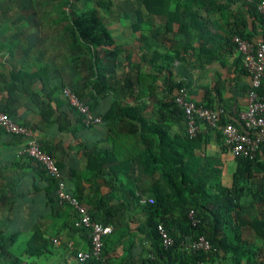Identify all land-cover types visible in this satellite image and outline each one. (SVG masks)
I'll list each match as a JSON object with an SVG mask.
<instances>
[{
	"label": "trees",
	"instance_id": "16d2710c",
	"mask_svg": "<svg viewBox=\"0 0 264 264\" xmlns=\"http://www.w3.org/2000/svg\"><path fill=\"white\" fill-rule=\"evenodd\" d=\"M5 1L10 4L6 8ZM46 1L56 13L54 24L47 23L65 44L69 66L74 71L83 67L89 74L83 80L85 88L76 84L71 89L94 115L101 117L100 123L107 127L109 147L81 143L78 149L85 156V166L81 170L68 167L66 176L54 148L37 135L36 139L40 148L54 158L66 190L88 206L92 220L110 225L112 230L103 236L98 257L81 260L80 249L69 245L67 235L80 234L86 241L85 250H89L91 229L75 225L77 212L68 203L59 201L57 179L26 155L16 154V161L9 158V165L0 149V264H264V160L260 159L264 142L255 156L249 157L233 154L220 128L212 129L202 123V130L196 136H188L184 109L175 100L179 90L184 88L196 105L210 108H215L211 93L221 92L219 86L205 87L206 101L198 102L192 97V78L184 82L175 78L178 72L175 71L174 77L172 73L175 61L192 66L196 61L200 63L201 53H212L215 48H203L200 38L204 40L207 34L205 25L198 24L201 34L194 36L191 30L196 26L186 25L184 9L196 12L197 16L195 9H220L223 15L224 9H247L258 21L261 37L253 41L251 34L238 30L229 37L230 45L235 47L234 35L251 42L264 38V23L257 9L260 0H122L125 7L116 9L120 13L118 22L126 21V35L135 43L137 31L144 38L142 31L146 24L152 26L147 30L151 39L161 35L170 40L178 23L177 35L184 41L181 48L171 53L157 51L154 58L142 53L140 61H137V44L126 45V35L120 32L126 41L123 43L117 28L107 19L116 12L111 9L112 0ZM42 2L0 0V37L7 34V22L24 23L15 35L23 34L29 41L31 33L39 30L42 23L37 20V8ZM13 6L16 10L8 14ZM153 16L166 18L163 23H157ZM195 40L199 41L197 47L192 45ZM12 47L10 42V47L4 49L8 51ZM146 64L149 68L143 69ZM31 74L16 64L8 75H1L0 109L16 123L36 130L10 107L13 94L30 93L41 94L43 104L51 106L50 102H55L49 119L54 117L62 123L65 118L66 123L59 125L60 129L69 130L67 120L71 116L74 134L80 128L100 124L83 122L82 114L67 102L63 93L65 83L45 82L39 73L32 79ZM38 83L43 84V93L33 89ZM258 91L264 98V82ZM7 96L10 97L4 99ZM107 96L112 98L110 105L106 111L99 112L97 104ZM34 100L41 99L34 97ZM226 114L223 108L220 126L231 122L243 129L238 115L232 118ZM172 122L178 123L179 128L172 129ZM10 137L12 140L8 142L25 140L23 135L8 133L0 127V141ZM223 152L231 155L234 165L229 179H225L228 164ZM3 166L30 169L32 179L24 184L23 174L9 177L2 171ZM69 181L74 187L67 186ZM40 194L49 211V222L44 221L45 215L39 211L36 221L16 224L12 218L15 210L36 201ZM141 197H151L153 202L140 203ZM158 225L172 239L171 244L164 245ZM199 236L209 242L207 250L190 247Z\"/></svg>",
	"mask_w": 264,
	"mask_h": 264
},
{
	"label": "crops",
	"instance_id": "0c3cea01",
	"mask_svg": "<svg viewBox=\"0 0 264 264\" xmlns=\"http://www.w3.org/2000/svg\"><path fill=\"white\" fill-rule=\"evenodd\" d=\"M223 1V0H221ZM236 4L233 3V7ZM174 10V9H170ZM186 17L184 21L186 25L194 24L196 28L192 29L191 32L194 36H197L199 33L198 24L203 23L205 25V34L203 48L212 49V53H201L198 60L199 62L193 63L192 66L185 65L183 62L175 61L173 64V77L175 71L178 74L175 78H178L184 82H187L192 78L191 88L194 90L192 97L198 102H205V87L213 88L219 86L220 94L214 90L212 95V105L213 107L224 108L226 115L235 118L239 115L240 111L245 108L246 105V88L249 86V76L244 69L243 62L241 60V55L236 51L234 46H231L229 43V37L232 34H235L238 30H244V32L251 34L250 37L253 41L261 37V29L257 24L258 21L255 17L248 12L247 9H224L225 14L223 15L220 9H195L199 16L196 15V12L191 11L190 9H184ZM154 22L163 23L165 16H153ZM198 21V22H197ZM8 31L3 37H0V79L2 73L5 75L9 74V71L16 64L21 65L26 71L32 72L31 78L38 76V73L43 76L44 81L48 83H56L62 81L65 83V86H70L71 88L74 85H80L79 88L84 87L83 80L89 76L88 73H85L83 67L75 68L70 67L68 64V53L65 47V44L59 38V34L55 32V28L52 25H49L47 22L44 23L48 29H43L45 26L43 23L40 24L39 30L34 29L35 32H42V36L37 38L26 39L23 34L16 36V30L21 27V24H8ZM152 26L146 24L143 26L144 38L140 37L141 31L136 32V43L138 58L137 61H140V54L145 53V55L155 57L157 51L171 53L175 49H179L183 46L184 41L180 35H177L176 28L178 23L174 25V35L171 36V39L162 37L161 35L151 39L149 37V32L147 31ZM33 28V27H31ZM162 28V25L161 27ZM201 34V32L199 33ZM15 35V36H14ZM32 35V33H31ZM30 35V36H31ZM211 35H217V37L211 38ZM137 38L139 40H137ZM10 42L13 45L12 48L5 51V47H10ZM192 45L197 47L199 41L195 40ZM207 59H211L207 61ZM143 62V61H142ZM145 63V62H144ZM40 67H43V71H39ZM149 65L146 64L143 66V69H148ZM178 69V71H177ZM80 70V72H78ZM34 90L43 93V84L36 85ZM85 89L84 91H87ZM16 95V96H15ZM4 97V99H8ZM34 97L41 99L40 101H35ZM44 97L34 96L30 93H17L12 95V101L10 107L13 108L17 115L23 119L22 121L29 126H35V133L43 141L49 143L52 148H54V155L58 162L62 165V170L65 175H69L68 167H73L75 170H81L85 166V156L82 151L79 150L80 144L95 145L97 148H106L109 147V143L106 140L107 133L105 132L104 123H100L95 127L82 129L75 131V134L71 132V129L74 127V119L70 117L67 120L69 130L60 129L59 125L64 124V120L61 119L62 123H59L54 117L49 119L51 107H55V102H50L49 104L41 103ZM111 96L102 98L97 104V110L99 112H104L108 109ZM65 106H62L64 108ZM67 109V108H66ZM66 123V122H65ZM172 129L179 128L178 123L170 124ZM12 140L10 137L7 139H1L0 149H2L3 156L5 159L11 158L14 161L17 160L16 154L22 142H17L13 139V142H8ZM24 142V141H23ZM210 142L214 145L213 138H210ZM214 152V149H211ZM222 156L227 160V172L229 166L232 164L231 155L229 153H222ZM1 159V157H0ZM260 159L264 160V150L261 152ZM9 160V165H10ZM4 167V166H3ZM3 172H7L9 177L14 173H21L24 175V184L30 182L32 179L33 171L30 169L17 170V168L12 166L4 167ZM19 171V172H18ZM225 172V173H227ZM100 182L102 180H99ZM85 183V182H84ZM87 183L84 184L87 187ZM68 187H74L72 182L67 183ZM103 188V187H102ZM37 200L31 202V204L25 205V208H17L12 218L14 222H34L38 219V215L44 214V221L49 222V212L44 205L43 196L40 194L37 197ZM28 199L30 202L31 196ZM23 205V204H19ZM32 208L28 211L29 207ZM40 211V212H39ZM69 240V245L76 246L80 250H85L86 241L78 233H71L67 235Z\"/></svg>",
	"mask_w": 264,
	"mask_h": 264
},
{
	"label": "built area",
	"instance_id": "2783aa9c",
	"mask_svg": "<svg viewBox=\"0 0 264 264\" xmlns=\"http://www.w3.org/2000/svg\"><path fill=\"white\" fill-rule=\"evenodd\" d=\"M252 1V0H248ZM257 9L264 23V0L257 3ZM236 51L241 55L243 65L249 76V87L246 92L245 108L239 113L241 128L231 122L220 126L219 115L222 109L196 105L188 96L187 91L181 88L175 100L184 109L186 132L194 137L202 130V123L210 128H220L224 142L229 146L233 154L254 157L259 145L264 142V98L258 89L264 82V38L258 42H251L238 35L232 38ZM63 93L67 102L75 107L81 114L86 125L98 124L102 121L100 116L94 115L88 105L81 101L71 87H64ZM0 127L11 134H21L25 140L17 151L18 155H26L36 160L43 169L58 181L57 196L60 202H66L77 212L75 225H83L91 229V247L89 250H80L78 256L81 260L89 257H98L102 248V238L112 228L99 221L92 220L89 208L75 195L68 192L66 183L60 179L59 168L54 158L43 151L36 139V133L26 126L16 123L6 112L0 109ZM140 203H152L151 197H141ZM164 245L172 243L161 225H158ZM210 244L204 236L195 239L190 247L193 250H207ZM200 264V263H198Z\"/></svg>",
	"mask_w": 264,
	"mask_h": 264
},
{
	"label": "rangeland",
	"instance_id": "374dc122",
	"mask_svg": "<svg viewBox=\"0 0 264 264\" xmlns=\"http://www.w3.org/2000/svg\"><path fill=\"white\" fill-rule=\"evenodd\" d=\"M40 1H43V2L37 8V9H39V16H40V18H39V16H37V20L40 21V23L42 22L43 24L46 23V22H51L52 24H54L53 18L56 17V15H55L56 13L54 14L53 11L50 10V9H54V8H51L46 0H40ZM112 1H113V7L111 9H115L114 11H116V12L110 13L107 16V19L109 21L111 20V24L113 25V27L117 28V32L121 35V38L123 39V43L128 41V43L127 42L125 43L126 45H135V42H134L133 38L130 35H126V32H127L126 26L128 25L126 23V21L123 20L121 22L123 25L118 22V20H119L118 16L120 15V13L116 9H123L125 7L124 6V2L122 0H112ZM131 1H133V0H131ZM5 4H6L5 8H6V6L10 5L8 1H5ZM47 9H48V11H47ZM15 10H16V7H14V6L11 7L10 11H8V14H10V12H14ZM34 20H35V17H34ZM21 24H24V23H21ZM44 25L45 26L43 27V29H48L46 24H44ZM120 32H122V34L126 35V36L123 35L125 37V40H126L125 42H124V37L122 36V34ZM40 33H41V36H42L43 35L42 32H40ZM40 33L39 32H35V33H33L30 36V38H34L35 39V38L40 36ZM119 34H117V35H119ZM233 169H234V165H233V162H232V164L228 168L227 176L225 177V179H229V176H230L229 173Z\"/></svg>",
	"mask_w": 264,
	"mask_h": 264
}]
</instances>
